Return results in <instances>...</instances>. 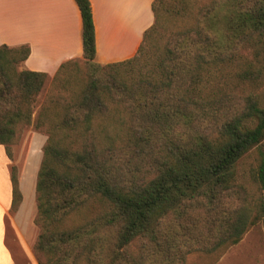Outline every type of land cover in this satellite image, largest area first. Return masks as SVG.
Returning <instances> with one entry per match:
<instances>
[{"label":"trees","instance_id":"1","mask_svg":"<svg viewBox=\"0 0 264 264\" xmlns=\"http://www.w3.org/2000/svg\"><path fill=\"white\" fill-rule=\"evenodd\" d=\"M83 59L21 69L0 46V145L47 135L36 184L40 264H189L219 256L264 218V0H154L137 54L95 62L90 0H75ZM84 61L87 83L73 74ZM12 212L22 203L15 167Z\"/></svg>","mask_w":264,"mask_h":264},{"label":"crops","instance_id":"2","mask_svg":"<svg viewBox=\"0 0 264 264\" xmlns=\"http://www.w3.org/2000/svg\"><path fill=\"white\" fill-rule=\"evenodd\" d=\"M96 33L95 62L101 65L134 57L144 33L154 24V0H90ZM28 46L23 68L55 76L61 65L83 59V22L75 0H0V46ZM0 145V167L9 168ZM1 177V176H0ZM22 203L12 212L11 171L0 179V264H39L35 215L28 209L24 184ZM29 196V195H28ZM32 209V208H31Z\"/></svg>","mask_w":264,"mask_h":264},{"label":"rangeland","instance_id":"3","mask_svg":"<svg viewBox=\"0 0 264 264\" xmlns=\"http://www.w3.org/2000/svg\"><path fill=\"white\" fill-rule=\"evenodd\" d=\"M81 61L82 62L78 63V68L74 72L73 77L80 83H87L90 72L84 64V61ZM21 66V69H24L23 65ZM53 77L48 75V81L38 97L34 120H36L39 108L48 94ZM47 139L48 137L46 134L36 131L32 126L25 128L20 133L16 144L11 146L12 159H10V162H7L10 163L9 168L6 167L7 171L3 172L4 169L0 167V179L6 177L8 172L10 173V171H12V167H15L16 176L19 181H22L24 184L26 198L28 197V202L32 201V203L28 205V209L32 210L35 217L37 216V177L43 161V150L47 143ZM255 166V154H250L240 163L239 174L243 177L246 176L244 183L254 197L260 196L264 198V192H259L257 186L249 177V172ZM37 229V233L39 234L40 230L38 227ZM36 260L40 264L37 257ZM189 264H264V218L249 229L237 245L229 247L219 256L198 255L192 257L189 260Z\"/></svg>","mask_w":264,"mask_h":264}]
</instances>
